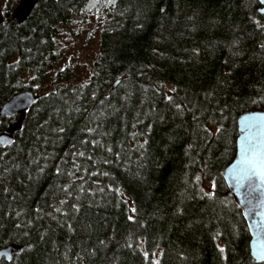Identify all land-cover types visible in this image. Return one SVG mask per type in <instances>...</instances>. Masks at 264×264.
Masks as SVG:
<instances>
[{"label":"trees","instance_id":"1","mask_svg":"<svg viewBox=\"0 0 264 264\" xmlns=\"http://www.w3.org/2000/svg\"><path fill=\"white\" fill-rule=\"evenodd\" d=\"M90 1L2 11L0 107L39 98L0 150V249L23 247L0 264H256L222 171L238 117L264 109L259 3L111 0L91 75L45 93L58 30Z\"/></svg>","mask_w":264,"mask_h":264},{"label":"water","instance_id":"2","mask_svg":"<svg viewBox=\"0 0 264 264\" xmlns=\"http://www.w3.org/2000/svg\"><path fill=\"white\" fill-rule=\"evenodd\" d=\"M39 0H17V5L11 13V19L18 25L25 22L30 16L32 10ZM259 5V14L264 16V5H261L259 0H256ZM3 17L0 14V25ZM38 96L34 95L31 91H23L11 96L0 107V119H15L14 122L8 124L7 128L0 132V150L10 147L14 141V135L21 131L22 124L29 109L36 103ZM248 124L255 125L252 129L254 137L264 134V109H252L241 114L237 119V139L235 145V156L232 162L222 171V178L228 189V194L234 204L240 209L242 217L248 229L249 253L250 257L256 264H264V260L258 259L254 255V249L264 246V231L258 232L256 230V217L249 209L256 211L264 210V184H253L251 188L243 187L237 190L235 181L232 179L234 176L233 167L239 158V145L246 133L241 129ZM253 189H255L253 191ZM251 192V195H249ZM23 252V247L11 244L0 249V262L4 261L9 263L13 256L19 255Z\"/></svg>","mask_w":264,"mask_h":264},{"label":"rangeland","instance_id":"3","mask_svg":"<svg viewBox=\"0 0 264 264\" xmlns=\"http://www.w3.org/2000/svg\"><path fill=\"white\" fill-rule=\"evenodd\" d=\"M111 0H91L85 10L71 22L60 27L56 37V62L46 75L43 89L45 93L58 87L84 83L91 75L97 60L99 31L109 13ZM13 0H0V14L5 8L15 9ZM68 69L70 80L54 83L57 72Z\"/></svg>","mask_w":264,"mask_h":264},{"label":"snow or ice","instance_id":"4","mask_svg":"<svg viewBox=\"0 0 264 264\" xmlns=\"http://www.w3.org/2000/svg\"><path fill=\"white\" fill-rule=\"evenodd\" d=\"M261 5H264V0H259ZM163 11V9H161ZM179 107V105H177ZM255 125L248 124L241 129L242 132L246 133L243 136L239 145V158L233 167L234 176L232 179L235 181L237 190L243 187H249L255 183L258 186L264 184V134L261 136L254 137L252 129ZM62 131V130H61ZM220 127L216 128V133H221ZM110 151V149H109ZM82 155V154H81ZM199 179V177H197ZM255 189H253L254 191ZM119 192V190H116ZM251 195V192H249ZM211 197V193H209ZM254 214L256 219V230L258 232L264 231V210H253L249 209ZM219 251L223 254L224 249L220 248ZM145 259L148 258V254L144 253ZM254 255L261 260H264V246L257 247L254 249ZM152 264H157L155 260Z\"/></svg>","mask_w":264,"mask_h":264}]
</instances>
